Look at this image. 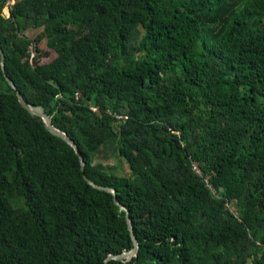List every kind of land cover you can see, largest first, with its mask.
Returning a JSON list of instances; mask_svg holds the SVG:
<instances>
[{"label": "trees", "instance_id": "16d2710c", "mask_svg": "<svg viewBox=\"0 0 264 264\" xmlns=\"http://www.w3.org/2000/svg\"><path fill=\"white\" fill-rule=\"evenodd\" d=\"M0 48L127 211L136 256L107 264H264V0H0ZM129 249L124 213L0 69V264Z\"/></svg>", "mask_w": 264, "mask_h": 264}, {"label": "water", "instance_id": "95a60500", "mask_svg": "<svg viewBox=\"0 0 264 264\" xmlns=\"http://www.w3.org/2000/svg\"><path fill=\"white\" fill-rule=\"evenodd\" d=\"M0 69L3 73L4 79L7 82L8 86L15 92L16 98H17L18 103L20 104V107L23 110H25L30 116L38 118L42 122L44 129L47 130L50 134L62 139L64 142H66L73 148L75 154L77 155L79 159V162L81 165V171L83 174V179L86 181V183L90 185L91 187H93L94 189L101 190V191H104L110 194L112 197L113 205L119 211L124 213V220H125V224L127 226L130 241H131V249L123 251L117 255H107L106 258L104 259V264H107V262L109 261L125 262V261H128L130 258L135 257L137 253V242L132 233L131 222L128 218L127 211L117 202L114 190L111 188L96 185L93 182H91L84 173V167H85L84 159H83L81 152L78 149V146L74 143V141H72L64 132L52 127L48 117L45 115V113L40 107L33 106V104H30L25 101L22 94L17 90L15 84L7 77L5 73L4 53L1 48H0Z\"/></svg>", "mask_w": 264, "mask_h": 264}, {"label": "rangeland", "instance_id": "374dc122", "mask_svg": "<svg viewBox=\"0 0 264 264\" xmlns=\"http://www.w3.org/2000/svg\"><path fill=\"white\" fill-rule=\"evenodd\" d=\"M13 3V2H12ZM3 15H5L6 17L8 16V8H5V10L3 11ZM76 96V98L78 97V95L76 94L75 95ZM106 164L107 165H112V164H114V163H112V162H110V161H106ZM119 171L121 172V173H125V172H127V170H126V168L123 166V165H119Z\"/></svg>", "mask_w": 264, "mask_h": 264}, {"label": "built area", "instance_id": "2783aa9c", "mask_svg": "<svg viewBox=\"0 0 264 264\" xmlns=\"http://www.w3.org/2000/svg\"><path fill=\"white\" fill-rule=\"evenodd\" d=\"M11 5V3H9ZM30 55H31V58H33L35 56V53H34V50L31 48L30 50ZM192 170L194 171V173L198 176H200V173L197 169V166L195 164L192 165Z\"/></svg>", "mask_w": 264, "mask_h": 264}]
</instances>
